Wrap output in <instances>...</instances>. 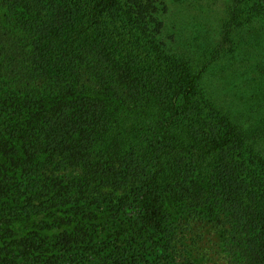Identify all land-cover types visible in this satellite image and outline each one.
Masks as SVG:
<instances>
[{"label": "trees", "instance_id": "1", "mask_svg": "<svg viewBox=\"0 0 264 264\" xmlns=\"http://www.w3.org/2000/svg\"><path fill=\"white\" fill-rule=\"evenodd\" d=\"M230 5L231 22L264 19V0ZM0 8V264H174L188 201L235 222L231 264H264V158L188 60L119 0ZM98 181L107 192L89 199Z\"/></svg>", "mask_w": 264, "mask_h": 264}, {"label": "rangeland", "instance_id": "2", "mask_svg": "<svg viewBox=\"0 0 264 264\" xmlns=\"http://www.w3.org/2000/svg\"><path fill=\"white\" fill-rule=\"evenodd\" d=\"M119 1L136 26L189 61L204 98L232 119L248 149L264 158V19L245 20L240 10L238 22H231L232 0ZM5 13L0 8V20ZM227 23L231 32L224 41ZM58 173L77 174L69 168ZM97 183L85 191L89 199L107 192ZM189 202L179 205L170 227L174 264H231L235 222L214 203ZM100 211L96 206L90 213Z\"/></svg>", "mask_w": 264, "mask_h": 264}]
</instances>
